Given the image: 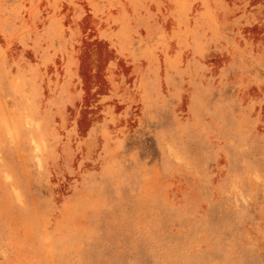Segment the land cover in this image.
I'll return each mask as SVG.
<instances>
[{
  "label": "rangeland",
  "instance_id": "obj_1",
  "mask_svg": "<svg viewBox=\"0 0 264 264\" xmlns=\"http://www.w3.org/2000/svg\"><path fill=\"white\" fill-rule=\"evenodd\" d=\"M0 264H264V0H0Z\"/></svg>",
  "mask_w": 264,
  "mask_h": 264
}]
</instances>
